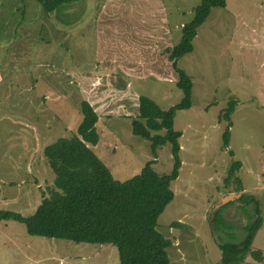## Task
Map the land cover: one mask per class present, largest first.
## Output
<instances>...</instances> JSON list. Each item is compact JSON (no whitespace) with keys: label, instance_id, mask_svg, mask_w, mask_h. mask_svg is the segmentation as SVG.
I'll return each mask as SVG.
<instances>
[{"label":"rangeland","instance_id":"1","mask_svg":"<svg viewBox=\"0 0 264 264\" xmlns=\"http://www.w3.org/2000/svg\"><path fill=\"white\" fill-rule=\"evenodd\" d=\"M162 1L173 31L181 35L179 23L183 25L193 17L200 0ZM95 2L99 0H75L60 4L50 15L43 11L42 18L47 17L39 28L38 21H34L29 31V36L38 40L34 58L28 64L30 72L24 78L11 79L6 75L0 81V211L30 215L52 178L50 171L41 172V176L32 172V167L28 171L27 158H22L25 167H14L18 152L35 149L25 123L39 122L41 114L50 112L48 104L54 102L51 112L60 117L55 119L50 114L55 125L43 136L38 129L37 138L49 169L43 147L72 134L80 121L82 98L78 87L67 84L66 78L44 73L84 69L94 64L97 40L93 39L91 4ZM71 5L78 9L69 11ZM8 15L12 16L8 11L2 13V30ZM69 17L79 19L71 25ZM72 27L74 35L68 39L66 33ZM3 37L4 33H0V40ZM192 44V51L177 61L191 79L192 104L176 111L173 119V128L180 131L179 174L170 184L174 198L159 214L157 230L171 240L167 249L169 264H220L217 244L240 241L244 235L242 227L255 217L253 204L243 205L239 197L215 207L224 195L240 193L232 189L233 183L225 187L222 182L231 161L239 160L241 166L236 175L246 187L242 186L243 191L258 199L262 217L251 243V250H259L262 260L246 255L239 264H264V0H225L224 6L212 7L197 27ZM30 49L32 46L26 48L25 54ZM4 66L3 70L9 73ZM134 86L139 95L148 96L162 108L177 103L182 95L175 83L168 81L135 80ZM55 89L64 90V100H52ZM228 99L238 100L230 116L232 155L222 145L225 121L219 117ZM106 100L110 105L99 110L102 113L96 123L102 146L95 151L111 166L113 177L124 180L152 159L155 172L169 173L173 165L170 144L158 146L153 156L150 141L132 133V116L124 115L129 110L123 112L116 102ZM43 102L47 108L39 110ZM0 264H119V259L113 244L31 235L22 221L1 218Z\"/></svg>","mask_w":264,"mask_h":264},{"label":"trees","instance_id":"2","mask_svg":"<svg viewBox=\"0 0 264 264\" xmlns=\"http://www.w3.org/2000/svg\"><path fill=\"white\" fill-rule=\"evenodd\" d=\"M38 1L45 13H51L60 4L74 0ZM224 4L225 0H200L193 17L181 26L179 41L167 50L168 59L178 75L175 85L181 90L180 100L162 108L148 96H138V112L131 119V131L150 141L153 156H156L158 146L170 144L173 165L169 173L155 172L152 159L146 161L138 173L124 180L115 179L90 147L99 138L96 130L98 116L86 100H81V118L75 131L43 147L49 168L47 173L50 171L52 178L40 193L33 213L22 216L19 212L4 210L0 211V219L22 221L31 235L113 244L119 264H169L167 249L172 243L157 230V218L174 198L170 184L179 174L180 131L173 128V119L177 110L191 106L192 88L189 75L178 67L177 61L192 51L196 29L207 18L211 8ZM237 101L228 99L219 114L225 121L222 145L229 155L233 154L229 150L230 116ZM240 166L239 160L231 161L222 180L223 186L233 183L232 189L240 192L238 200L243 205L253 204L255 217L242 227L244 235L240 241L217 244L220 264H239L246 255L262 260L259 250H251L253 236L262 221L259 201L253 194L243 191L241 180L236 175ZM212 220L216 227L214 213Z\"/></svg>","mask_w":264,"mask_h":264},{"label":"crops","instance_id":"3","mask_svg":"<svg viewBox=\"0 0 264 264\" xmlns=\"http://www.w3.org/2000/svg\"><path fill=\"white\" fill-rule=\"evenodd\" d=\"M161 1L99 0V2L91 4L94 17L93 39L97 40L94 49V64L84 69L65 68L63 72L60 69L54 70L56 73L51 74L50 71L44 75H57L66 78L67 84H75L82 100H86L93 107L98 119L102 113L99 110L110 105L109 100H106L108 98L111 99V103L116 102L117 107L123 112L126 108L129 110L124 115L136 116L139 91L134 86L135 80L148 81V79H153L175 83L178 78L177 72L168 59L166 50L176 44L181 35L173 31L163 1ZM68 9L74 11L78 8L71 5ZM7 11L13 17L9 15L6 17L3 30L0 26V33H4V39L0 40V81L5 79L6 75L11 79L17 76L24 78L26 73L30 72L28 68L32 58H34L35 44L38 40L29 36V31L32 30L34 21L35 23L38 21L36 26L39 28V23L47 17L46 15L45 18H42L45 15L38 0H0V19L2 13ZM51 13L46 14L50 15ZM20 18H22V23L18 22ZM66 18L62 17V19ZM70 18L71 22L69 23L71 25H75L79 19L69 17V20ZM179 24L181 27L182 23ZM66 34L68 39L72 38L74 35L73 27ZM28 46H32V49L25 54ZM48 62L49 60L46 61L47 67L49 66ZM3 66L6 70H10L9 73L3 70ZM32 67L33 63L31 64ZM51 82L49 81L48 84L50 85ZM64 99V90L55 89V96L52 100L59 102ZM53 103L48 104L50 112L41 114L39 122L36 120L30 124L25 123V125L28 124V126L26 125L27 130L35 149L29 151L24 149L22 153L21 151L18 152L15 156V162L18 164L14 167L19 168L27 165L28 171L32 167V172L39 176H41V172L48 171L41 156L42 145H38L37 138L39 136L38 129L41 130L43 136L51 131V126L55 125V122L50 121V114L55 119L60 117L55 112H51ZM46 108L45 102L38 106L39 110ZM100 146H102L100 138L96 144L90 145L95 153V148ZM35 150L39 151L40 155H37ZM97 156L102 160L99 154ZM22 158L24 160L27 158L26 165H24L25 161H22ZM105 165L112 172L111 166L106 163ZM242 186L245 187L243 184Z\"/></svg>","mask_w":264,"mask_h":264},{"label":"water","instance_id":"4","mask_svg":"<svg viewBox=\"0 0 264 264\" xmlns=\"http://www.w3.org/2000/svg\"><path fill=\"white\" fill-rule=\"evenodd\" d=\"M239 195H240V193L226 194V195L223 196L221 201L215 205V207H218L219 205H222V204H224V203H226L228 201H231V200H233L235 198H238ZM238 204H240V203H238Z\"/></svg>","mask_w":264,"mask_h":264}]
</instances>
